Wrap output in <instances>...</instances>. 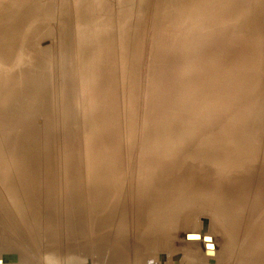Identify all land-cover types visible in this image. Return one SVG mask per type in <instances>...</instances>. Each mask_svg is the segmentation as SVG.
<instances>
[{"label":"rangeland","instance_id":"1","mask_svg":"<svg viewBox=\"0 0 264 264\" xmlns=\"http://www.w3.org/2000/svg\"><path fill=\"white\" fill-rule=\"evenodd\" d=\"M0 21L11 33L3 46L0 28V103L13 82L10 106L32 110L20 125L0 118V264H73L76 242L88 247V264H109L122 230L130 251L123 264H142L139 249L148 264L251 257L249 235L264 221V0H0ZM101 158L122 170L118 201L99 213L85 200L84 168ZM149 162L175 178L196 177L191 188L205 174L248 181L235 233L215 228L203 213L214 212L210 202L186 196L156 227L141 219L153 214L139 212L136 198L137 173ZM32 163L47 197L39 207L26 204L29 180L14 174ZM73 179L84 196L79 241L71 238ZM139 230L158 236L141 241ZM104 236L100 253L95 242Z\"/></svg>","mask_w":264,"mask_h":264},{"label":"bare ground","instance_id":"2","mask_svg":"<svg viewBox=\"0 0 264 264\" xmlns=\"http://www.w3.org/2000/svg\"><path fill=\"white\" fill-rule=\"evenodd\" d=\"M4 25L5 24L0 21L1 31L5 35V40L3 42V46H4V44L8 46V36H10L11 33H10V31H8L10 34L9 33L7 34L6 31L4 32L2 30ZM5 48H7V47H5ZM105 51H107V50H105ZM103 53L104 52H102L100 61H102L104 59ZM109 54H111V53H109ZM29 83H31V82H29ZM12 88H13V82H11L9 84V86L7 87V91H6L5 95L3 96V100L0 103V118L3 115L14 116V118H12L11 122L13 123V125H14V123L20 125V124L25 123L26 122L25 120L27 118H28V120H30L32 118V110H30L28 108H23V107L13 108L10 106L9 97L12 95L11 94ZM36 99H37V97L34 96V102H36L35 101ZM34 109H37V107H35ZM32 132H34V131H32ZM174 139L176 142L177 141L176 138H174ZM187 139H189V138L181 137L180 141L183 142L184 140H187ZM202 148H204V147H202ZM162 149H164V148H162ZM147 150H149V149H147ZM251 150H252V148H250L248 153H245V155H247L248 157H251L253 154V150L252 151ZM110 152H112V151H110ZM104 154H106V153L99 154V156L103 157V156H105ZM153 154L156 155L157 151L153 150ZM159 154L161 155V153H159ZM119 155L120 154H118V156ZM183 156H185V155H183ZM103 159L104 158H101L100 160L96 159L93 162V164L87 165L84 168L85 169V187L87 188L86 189L87 194H86L85 200H87V203H88V201L89 202L91 201V203H93L94 206H97L95 208L97 209V211L99 213H101V211H103V209L105 208L106 201H108V200L112 201L115 199H116L115 200L116 202L118 201L117 200L118 195H117V193L113 192V189L115 191L119 192L116 187L120 186V184L118 183V180H119V174L122 170V166H121L122 162H120L121 165L120 164H110L108 162H104ZM117 159H118V157H117ZM204 159L206 160V158H204ZM169 160H170V158H169ZM122 161H124V160H122ZM202 161H204V160L202 159ZM201 164H202V162H201ZM201 164H200V166H201ZM232 165H234V164L229 162L228 166L232 167ZM35 167H36L35 164L32 163L31 165L28 166L27 169H23V170H20L18 172L16 171V172H14V174H15V176H17L20 179H28L29 180L28 181L29 185L27 187H23L26 189H22L23 191L28 192L30 195L29 196L28 194H25V193L23 194V199L26 202V204L32 203V202L38 203L37 206L39 207L40 204H43L46 201L47 197H44V195L42 193V189H44L45 187L42 188L43 182L41 181V179L39 180L38 177L33 178V176L38 172L37 167L36 168ZM218 167H221V166H218ZM168 172H169V170H168ZM168 172L165 171L164 167H158V166L154 165V163H150V162L145 164V165H142L139 168V171L137 173L138 177H137V186H136V196H137L136 198L138 201V206L140 208L139 212L143 211V212L148 213V212L152 211V213H153L152 216L147 215L146 217H143L142 215H140L141 219L148 218L150 220L151 227H153V228L156 227L158 225V223L160 221L164 220L167 216H169L170 214L174 215L177 210H180V207H181L180 204H182V200H180L179 198H180V196H186L187 199H185V200H188L190 202H193L194 200H195L194 202H200L201 201L200 199H204L205 201L207 200V202H210V204L213 205V211L214 212H211V214H209V212H206L203 210V213L207 214V216L209 215V217H211V219H213L212 222L215 224V226H216L215 228H217V226H219V227H222V228L228 230V232L235 233L233 221L237 220L238 213L243 208V200L245 201V197L247 195L246 186L248 188L250 185V183L248 181L244 183L243 178L242 179L236 178V179L228 180L226 182H221L218 180L216 181L215 176L213 177L212 175L205 174L202 177L203 183H201V184L197 183V186H195L194 188H191V186L196 184V177L194 180L189 179L190 177L175 178V177H172ZM219 174H222V173L219 172ZM219 180H222V179L220 178ZM190 182H193V183L187 187V185ZM262 182H263V186H264V178L262 179ZM246 183H247V185H246ZM68 187L71 188V190H73L71 205L74 208V216H73V225H72L73 232L71 234V238L73 239V241L74 240L79 241L80 238H82L83 235L86 233V232H84L85 228L83 227L84 222L80 218L81 210H83L85 208L81 205V198H80V196L81 197L83 196V193L80 192L82 190V184L78 183L76 180L73 179L68 184ZM44 191L45 190H43V192ZM46 191H47V189H46ZM263 197H264V188L262 189L259 200H261V198H263ZM39 202H40V204H39ZM113 207L115 208V203H114ZM36 217L40 219L39 215H36ZM143 222L145 223L144 220H143ZM174 223H176V222H172L169 226L162 228L161 229V231H162L161 235L162 236H169L171 234V232L173 231L171 229L174 227L173 226ZM94 225H96V222L94 223ZM258 226H259L258 229L253 230L252 234L249 235V238L251 237V240H250L251 249L249 250L251 257H248V259L241 260L240 264H264V221L263 220L259 221ZM140 233H141V230H139V233L137 236L139 237V239H141V241L144 240V237L146 238L147 236L150 238L151 237L154 238V237L158 236V235H153V233H155V232L152 231L151 233L149 232L148 234L144 235L141 238ZM127 235H128L127 231L122 230V231H120L119 235L116 237L115 244H114V247H116V248H114V251L116 252V254H118V252H121V253L113 261L108 259L110 261V263L108 261L109 264H123L125 262V261H123L125 259L124 257L128 252H130V251H127V253H126L125 249H123L125 247L124 245L126 244V242L128 240ZM231 236H233V235H231ZM255 237L260 238V240L256 242L257 244L254 243ZM188 238H197V237L189 235ZM231 240H233V237H231ZM166 242H167V240H166ZM106 245H107V239L105 236L103 238L97 239L95 242L96 249L100 253L104 252ZM191 245L192 246H198L199 244L198 243H191ZM70 249H71L70 253H72L71 255L74 256V258H76L75 261L73 262V264H84V263L88 264L86 261H84V260H86L85 256H87L86 253L88 252L87 246H84V244H82L80 242H76L75 245L71 246ZM162 249H163V247H162ZM135 250L136 249H134V252H135ZM137 251H138V249H137ZM211 252H213V251L211 250ZM146 253H148V252H146ZM95 254H98V253H95ZM108 255H111V254L108 253ZM144 255H145L144 251H142V250L140 251V249H139L137 257H138V260L140 259L143 262H141L139 260L138 263H142V264L143 263H146V264L149 263L148 261L150 260V258L147 256L145 257ZM206 255H209V254H206ZM95 257H97V256H95ZM103 257L104 256L102 255V260H104ZM114 257H115V255H114ZM110 258H112V257H110ZM127 259H128V257H127ZM4 260H5V258H4ZM190 260H192V262H193V259H190ZM104 261L103 262L99 261V262H102L100 264H104ZM15 262H17V261H15ZM126 262H127V260H126ZM131 262H132V260H131ZM14 264H16V263H14ZM69 264H71V263H69Z\"/></svg>","mask_w":264,"mask_h":264}]
</instances>
